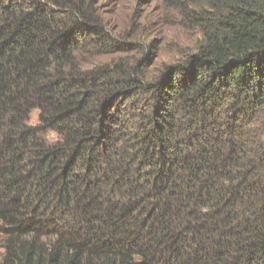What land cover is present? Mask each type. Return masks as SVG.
Instances as JSON below:
<instances>
[{
    "label": "trees",
    "instance_id": "obj_1",
    "mask_svg": "<svg viewBox=\"0 0 264 264\" xmlns=\"http://www.w3.org/2000/svg\"><path fill=\"white\" fill-rule=\"evenodd\" d=\"M166 2L157 76L82 65L100 0H0V264H264V0Z\"/></svg>",
    "mask_w": 264,
    "mask_h": 264
},
{
    "label": "rangeland",
    "instance_id": "obj_2",
    "mask_svg": "<svg viewBox=\"0 0 264 264\" xmlns=\"http://www.w3.org/2000/svg\"><path fill=\"white\" fill-rule=\"evenodd\" d=\"M166 0H100L99 12L105 20V34L112 48L96 53V49L80 55L86 68L93 69L111 62L135 66L140 57H151V75H160L167 65L178 63L196 50L200 33L185 22L178 3ZM190 24V23H189ZM100 49V47H98ZM39 123V111L33 110L29 125ZM50 144L58 136L47 132ZM4 236L0 232V260L5 252Z\"/></svg>",
    "mask_w": 264,
    "mask_h": 264
}]
</instances>
